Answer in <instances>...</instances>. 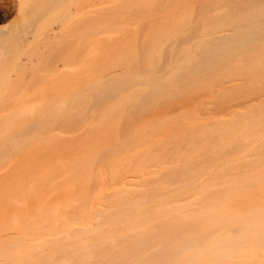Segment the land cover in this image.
<instances>
[{
    "label": "bare ground",
    "instance_id": "1",
    "mask_svg": "<svg viewBox=\"0 0 264 264\" xmlns=\"http://www.w3.org/2000/svg\"><path fill=\"white\" fill-rule=\"evenodd\" d=\"M10 1L0 2V14L18 11L0 27V101L31 99L0 115V160L70 127L79 145L45 177L69 172L76 200L46 205L56 215L43 208L2 239L0 264H264V100L205 122L187 110L140 119L163 99L221 82L237 81L229 89L239 98L264 92V0H216L195 23L185 10L163 18L139 54L123 36L125 4L146 0H107L78 28L85 1ZM44 170L22 190L38 189Z\"/></svg>",
    "mask_w": 264,
    "mask_h": 264
},
{
    "label": "rangeland",
    "instance_id": "2",
    "mask_svg": "<svg viewBox=\"0 0 264 264\" xmlns=\"http://www.w3.org/2000/svg\"><path fill=\"white\" fill-rule=\"evenodd\" d=\"M5 1L6 0H0V2H4L6 4L11 3L10 0H7L6 2ZM79 1L81 2V0H79ZM83 1H85L84 3L86 5H84ZM86 1L89 2V0H82L81 3L76 2V3H79L78 4L79 7H82V5H84L83 8H81V10L76 12V28L80 27L83 24V20H81V18L87 19L86 16H83V15H88L85 13V11H87L89 8H94V7L97 8L99 5H102L107 0H90L88 5H87ZM92 1H93V3H92ZM120 1L116 0V3L120 2ZM227 1L228 0H221V2H227ZM90 3H92V4H90ZM217 4H219V3L216 0H146L143 3H139V4L131 1L130 4H127V5L125 4V10H126V14H128L127 16H131L132 19L128 20V22L125 23V27H126L125 30L126 31L124 32V34L123 33L122 34L125 38L127 36L128 37L127 39L128 40L130 39V41L132 43H135L136 48H139V45L141 46L142 44H145L143 42L145 37L147 38L149 35L152 36L153 32H156L159 29H160L159 31H163V26H161V25H163V23H165V21H163V20L166 19V21H167V20H170L172 18L171 21H173L175 17L177 18L178 16H180L181 11L185 10L187 12V14L190 13L188 15V18H187V19L190 18L189 23H190V21H191V23H195V21L198 19V17H200L202 15V8L203 9L206 8L207 10L210 11L209 13L213 14L214 12H212V11L213 10L217 11V10L212 9V8L217 6ZM78 5L76 6V9H79ZM10 7H9L10 9L7 11L6 15L4 14L5 16L0 14L1 15L0 16V27L4 24H10L18 16L17 9L15 7L12 8L11 4H10ZM207 10H205V11H207ZM169 17H170V19H169ZM192 32H194V35L191 37L194 40L195 37L198 35V31L192 30ZM119 33L120 32H117L116 34L114 33V35L118 34L117 36H119L121 34V33L120 34ZM100 36H103V34L99 35V36L97 35L96 37L102 38ZM91 37L94 38L93 36H91ZM82 38L76 34V41L81 40ZM167 44L168 43H166L163 46V48H164L163 50L167 49ZM135 45H133V47H135ZM140 49H141V47L138 49L140 52H138V50L136 49L137 50L136 52L138 54L142 52V50H140ZM138 57H139V55H138ZM138 62H140V60ZM140 65H141V63H140ZM236 82L237 81H235V80L232 82H221V83H218L217 85L215 84L216 87H215V85L209 87V89H207L208 91L207 90H202V91L199 90V92H197V90H195L196 91L195 92L193 90L187 94H185V93L178 94V95L175 94L170 99L161 100L158 103V105L160 107L157 106V104H156L152 110L150 109L149 111L144 112L145 113V114L143 113L144 117L142 116L140 119L141 120L143 119V121L144 120L146 121L150 118H156V116L158 114H159V116L164 115V114L168 113L169 111H172V112H169L170 114H168V115L175 114V115H178L177 117H181V116H179V113H181L184 110H187V111L195 112L197 114L198 120L200 119L201 122H205L206 119H207L206 121H208L211 119L213 120V119H218L220 117H222V118L226 117V116L230 115V112H232V111L233 112L231 113V115H233L234 113L239 114V113H241V110L245 111L247 108H249L250 104L252 105V104L258 103L259 101L264 100V94H263L264 92L256 94L257 96L256 95L255 96L249 95V97L248 96L241 97L242 99L239 98V96L234 94V93L232 95V92L230 91L231 89H229V87L231 86V84H234ZM215 90H217L218 94L215 92ZM202 92H203V95H202ZM193 93H195V94H193ZM213 93H214V95H213ZM209 94H211V95H209ZM224 95H225V97H224ZM215 96H218V97H215ZM180 97H183V99L185 101H183V99ZM30 99H29V97L28 98L26 97V99H25V97L23 99L20 97H16V98L14 97V99L11 97L10 98L6 97V98L2 99L0 101V104L2 103L0 105L1 106L0 107L1 108L0 109V115L6 114V112L8 113L9 110L14 109L15 106L17 107L18 104L20 106L24 102L27 103L28 102L27 100H30ZM181 99H182V101H181ZM230 100H232V101H230ZM178 103L182 104V105H179ZM161 107L165 108L166 110L163 111ZM156 108L158 111L156 110ZM160 110H162L163 112H161ZM2 111L4 113H2ZM159 116H157V117H159ZM71 128L72 127H70L68 129L69 132H68V130L66 132L61 131L63 133H61L60 131H57V133L58 132L61 133V134H59V136L58 135L56 136L57 137L56 139L59 138V140H57V142L50 143V144H45V142H44V144L42 142H41V144H39L40 143L39 142V143H37V146L35 145L36 143L31 144V146L27 145L26 148L24 147L23 149L21 148L17 151H14V152L6 155L3 159L0 160V190L2 191V194L0 191V241L2 239H8V237L9 238L10 237H16L18 235V233H20L21 230L24 229L23 226H28V224H30V222H32L34 220V219H32L33 213L37 214V212H45L44 209L48 210V212H49V210L52 207L46 206V205H49V204L52 205V203H53L52 206H54L55 204H59L57 206H58V210L60 211L61 209L62 210L64 209L63 208L64 206H67L66 205L67 200H71V197L73 200L74 199L76 200V189H75L76 181H75V183H74V181H72V178H70L68 175L69 172H66V173L64 172L65 173L64 175H61L62 173L58 174L60 176H64L62 178L60 177L61 179H57V178H59V176L56 175V176L50 177L48 179L49 181H47V178L49 177L48 172L50 171L48 169V165L50 164V162L51 163L57 162L59 164L61 162L65 163L68 159H71V158H73L74 155H76V146L79 145V144H77V143H79L78 141L76 143V133L78 131L72 130ZM73 128L75 129V127H73ZM50 133H52V132H50ZM54 133L57 134L56 132H54ZM64 160H66V161H64ZM50 165H49V167H50ZM46 168H47L46 172L48 173L44 176V179H46V180H42L41 183L38 181H37V183H34V187H36V188L39 187L36 190H42L41 191L42 193H39V191H36L35 189L32 190L33 191L32 192L29 189H27L26 187H25L26 190L25 189L22 190V187H20V185L26 186L27 185V184H25L26 181H27V183H29L28 180L29 181L35 180L36 179L35 177H37L41 172L42 173H43V171L45 172L44 169H46ZM40 170H42V171H40ZM36 172L39 174H37ZM66 175H68L67 178L68 179L70 178V181L69 180L67 181L66 180L67 178L65 179ZM125 176L131 177V175H125ZM125 176L123 178H126ZM45 177H47V178H45ZM135 177H133V178L137 181L138 178L137 177L135 178ZM32 178H34V179L32 180ZM140 178H141V176H140ZM53 179H55V181ZM64 179L66 182H64ZM103 179H105V178H103ZM127 179H130V178H127ZM127 179H124V180H127ZM60 180H63L62 185H59L61 183ZM71 182H72V184L70 185ZM38 183L41 184L42 186L38 185ZM51 183L52 184L54 183L53 185H55V186L53 187V185ZM66 183H69V185L67 186ZM65 184H66L67 188L63 186ZM16 185L17 186L19 185V186L16 187ZM50 185H52V186H50ZM72 185L75 187H72ZM4 187H6V188L8 187L7 190H4L6 192H4L2 190V189H4ZM58 187H60V189H58ZM63 187H64V189H66V192H65V190H63ZM70 187H72L74 189H71ZM111 188H112V185H110V186L104 185L103 191L107 192V191L111 190ZM9 189H12L13 191L9 190ZM107 189H109V190H107ZM74 190H75V192H73ZM26 191H28V192H26ZM21 192L24 195L21 194ZM71 192H73V194ZM25 193H26V195H25ZM28 193H29V195H28ZM38 193H39V195L36 196V194H38ZM64 193H66L67 195ZM9 194H10V196H13V195L14 196L7 198L9 196ZM19 194L21 197L18 196ZM4 195H5V197H4ZM67 196H69V199ZM64 197H65V199H64ZM1 198L3 199L4 202L2 201ZM19 199H21V200H19ZM60 199H63L66 201H63ZM73 200L71 201V203L73 202ZM73 204H75V202H73ZM89 205L91 206L94 204H93V202H91ZM40 207H42V208H40ZM49 207H51V208L49 209ZM74 207L76 208V206H74ZM74 207L71 206L72 209H75ZM37 208H40V210L42 209V211H40V210L37 211L38 210ZM51 211L55 212L54 214L56 215V211H54L53 208L51 209ZM49 213H51V212H49ZM24 214H26V215H24ZM50 215L53 216V213ZM33 216H35V219H36L38 215H33ZM11 217H14V218H11ZM16 217H20V220H21L18 223L16 222V224H15V226L19 229H16L15 226H14L15 229L13 227V225H14L13 223H15L14 219ZM10 219H13L14 221L10 220ZM75 222L76 221L73 220L71 222L73 224H71L70 227L73 226V228L76 229V223ZM2 223L7 224V225H4ZM26 223H28V224L26 225ZM1 224L4 226H2ZM73 228H71V229H73ZM17 230H19V232ZM53 235L54 234H46L43 239L47 238V240H48L50 238H54ZM54 236L58 237L57 234H55ZM27 238L30 239L31 237L27 236Z\"/></svg>",
    "mask_w": 264,
    "mask_h": 264
}]
</instances>
